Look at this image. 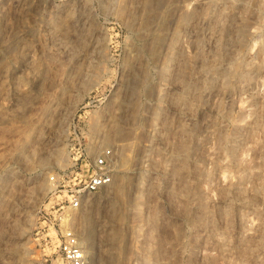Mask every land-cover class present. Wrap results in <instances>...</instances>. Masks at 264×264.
Here are the masks:
<instances>
[{"label":"rangeland","instance_id":"374dc122","mask_svg":"<svg viewBox=\"0 0 264 264\" xmlns=\"http://www.w3.org/2000/svg\"><path fill=\"white\" fill-rule=\"evenodd\" d=\"M103 149L88 264H264V0H0V264Z\"/></svg>","mask_w":264,"mask_h":264},{"label":"built area","instance_id":"2783aa9c","mask_svg":"<svg viewBox=\"0 0 264 264\" xmlns=\"http://www.w3.org/2000/svg\"><path fill=\"white\" fill-rule=\"evenodd\" d=\"M113 160L110 149H103L98 155L91 157L88 170L79 186L66 189L65 201L51 206L58 208L44 222L48 230L44 247L53 249L65 264H88L83 244L73 228L71 213L80 210L86 204L88 196L99 194L114 183L111 168Z\"/></svg>","mask_w":264,"mask_h":264}]
</instances>
